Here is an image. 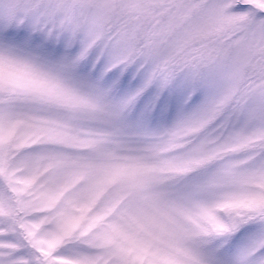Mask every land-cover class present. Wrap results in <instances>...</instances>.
Wrapping results in <instances>:
<instances>
[{"label": "snow or ice", "instance_id": "snow-or-ice-1", "mask_svg": "<svg viewBox=\"0 0 264 264\" xmlns=\"http://www.w3.org/2000/svg\"><path fill=\"white\" fill-rule=\"evenodd\" d=\"M0 264H264V0H0Z\"/></svg>", "mask_w": 264, "mask_h": 264}]
</instances>
